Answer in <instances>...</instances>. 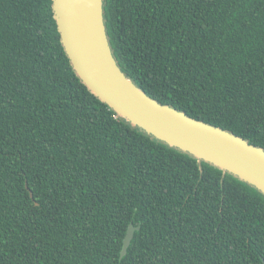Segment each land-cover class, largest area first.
Here are the masks:
<instances>
[{
	"label": "trees",
	"instance_id": "obj_1",
	"mask_svg": "<svg viewBox=\"0 0 264 264\" xmlns=\"http://www.w3.org/2000/svg\"><path fill=\"white\" fill-rule=\"evenodd\" d=\"M103 7L141 90L264 149V0ZM0 264H264V193L93 94L53 0H0Z\"/></svg>",
	"mask_w": 264,
	"mask_h": 264
},
{
	"label": "water",
	"instance_id": "obj_2",
	"mask_svg": "<svg viewBox=\"0 0 264 264\" xmlns=\"http://www.w3.org/2000/svg\"><path fill=\"white\" fill-rule=\"evenodd\" d=\"M99 10L107 53L99 49L92 38L81 0H53L62 45L88 89L148 134L233 173L264 193V149L148 96L127 77L113 55L106 32L103 0H100ZM26 187L33 197L27 183ZM140 229L141 226L130 224L121 257L127 254L136 230Z\"/></svg>",
	"mask_w": 264,
	"mask_h": 264
},
{
	"label": "bare ground",
	"instance_id": "obj_3",
	"mask_svg": "<svg viewBox=\"0 0 264 264\" xmlns=\"http://www.w3.org/2000/svg\"><path fill=\"white\" fill-rule=\"evenodd\" d=\"M83 13L96 45L107 53L100 21V0H81Z\"/></svg>",
	"mask_w": 264,
	"mask_h": 264
}]
</instances>
